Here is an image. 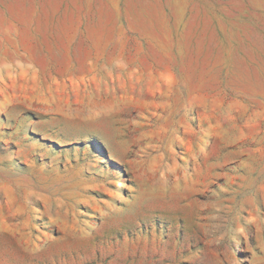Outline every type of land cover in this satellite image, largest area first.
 <instances>
[{"label": "rangeland", "instance_id": "1", "mask_svg": "<svg viewBox=\"0 0 264 264\" xmlns=\"http://www.w3.org/2000/svg\"><path fill=\"white\" fill-rule=\"evenodd\" d=\"M0 264H264V0H0Z\"/></svg>", "mask_w": 264, "mask_h": 264}]
</instances>
